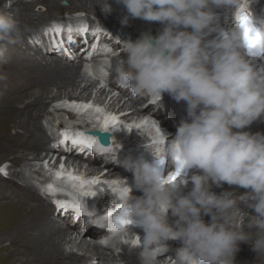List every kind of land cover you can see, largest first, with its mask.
Returning <instances> with one entry per match:
<instances>
[{
  "label": "clouds",
  "instance_id": "clouds-1",
  "mask_svg": "<svg viewBox=\"0 0 264 264\" xmlns=\"http://www.w3.org/2000/svg\"><path fill=\"white\" fill-rule=\"evenodd\" d=\"M256 2L116 0L126 10L123 24L138 18L163 27L155 36L143 32L135 40H120L122 58L111 66L105 60L91 65L92 78L113 72L133 94L161 100L167 93L184 101L187 112L174 138L163 133L167 142L162 148L147 146L155 165L131 157L118 161L133 173L134 187L142 195L132 196L123 179L118 211L105 226L123 231L116 217L126 214L142 229V237L135 233L139 264H236L241 243L250 245L264 264V134L243 131L264 117V64L256 67L246 56L264 54V48L250 50L240 26L241 15L247 14L264 33V10L257 14L252 8ZM106 7L112 11L108 3ZM217 9L230 18L226 27L219 26ZM25 30L0 8V64L8 62V45ZM101 55L110 56L111 49H102ZM178 168L195 171L169 182V174ZM212 184L245 191L217 194ZM78 211L96 213L82 199ZM169 241L181 246L162 261Z\"/></svg>",
  "mask_w": 264,
  "mask_h": 264
},
{
  "label": "bare ground",
  "instance_id": "bare-ground-1",
  "mask_svg": "<svg viewBox=\"0 0 264 264\" xmlns=\"http://www.w3.org/2000/svg\"><path fill=\"white\" fill-rule=\"evenodd\" d=\"M4 1L6 0H0V8H6L8 13L26 29L16 43L8 45L7 55L11 57L8 58L9 60L5 65L7 69L11 70L12 76L15 77L19 71H26L29 79L18 75L15 79H13L14 77L4 78L0 75V160L10 156V161L1 162L0 167H4L8 175L10 174L8 181L17 182L16 184L23 188L22 193L12 194L5 182H2L0 189V264H117L118 261H121L122 264H139L137 250L129 246H123L124 252L120 253L114 260L113 258L110 259V254L114 253L113 247H116L113 234L103 232L92 225L93 222L106 221L95 213L92 222L89 217L78 211L82 199L86 201L90 210L96 212L91 207L89 199L82 197L77 204H73L70 200H65L64 197L59 196L51 201L46 197L47 189H49L47 184L40 183V187L38 184L35 186L28 185L25 183V176L20 171L13 170L17 165L28 163L31 160L39 162L52 154H58L56 152H65L68 155L67 159L79 166L84 163L88 165L90 170L96 169L94 161L87 160L85 154L73 149L71 140L65 138L61 133L60 135L57 134L58 132L56 134L52 133L53 131L50 133L47 129L48 126L42 122V116L51 102L47 98L53 88L57 90L59 95L65 93L68 98H79L85 96L84 94L89 92L91 88L97 89V83L87 78L86 74L82 72L84 57L78 56V51L86 44L81 43L82 47H80V45L67 42L70 36L77 39H81L83 36L88 37L92 29L86 30V26L79 24L68 26L56 22L51 24L52 19L63 22L69 21V19L57 20L58 18H55L56 16L51 11H62V2L67 1V6L71 11H83L86 18H89L91 22L108 23L112 25L114 30H117L122 29V27L120 23H117V26L113 24L115 11L106 12L107 3L113 4L116 3V0H112L113 3L110 0H104V3H99L97 0H34L27 6L23 5V0H16L9 8L4 7ZM257 1L261 3L262 0ZM36 5L45 6L46 11H36ZM118 5L123 8L122 5ZM220 10L217 9L216 11ZM105 16L106 18H104ZM46 19H49L50 22ZM40 20L44 23H41ZM131 20L144 25V27L139 28L141 32L138 36L143 32L151 31L150 26L147 27L146 25L149 24V21L138 18ZM47 23L50 25H46ZM158 23L156 22V25ZM82 29L84 32L77 35L76 31ZM156 31L158 30L153 25L152 33H156ZM128 38L135 40L133 36H127L126 39ZM28 39L35 41V46L29 45ZM111 47L114 50L117 49L118 45L112 44ZM65 54L68 57L65 58ZM122 55L112 56V59L114 58L111 61L112 65L116 63L118 58H122ZM23 56L27 60L21 58ZM103 57L92 58L91 65ZM107 57H111V55ZM110 74L108 82L111 90L98 89L99 99L108 98L111 105L117 106L119 109L131 110L132 114L150 111L154 117L162 120V125L168 126L170 122V127H173L171 120H168L170 117L178 119L182 113L186 112L184 101L177 102L168 97H163L161 98L163 101L158 103V109L162 110L159 115L157 106L150 107L146 97L133 95L130 90L120 88L115 74L113 72ZM70 88L72 90L81 88L82 92L78 94L75 92L66 93ZM114 91L115 93L112 94ZM90 95L88 93L87 97ZM66 103L67 101H64L60 105L64 106ZM83 105L78 103L76 106L68 105V108L74 109L83 120L85 118L92 119L98 115L93 109H89L91 107ZM140 105L143 107L140 108ZM84 110L87 111L84 112ZM117 117L115 115L114 118L118 121ZM63 123L66 124L67 122L64 121ZM108 127L113 128V130L116 129V126L114 128L111 124ZM146 129L151 139L162 140L159 132L156 133L149 127ZM63 130V134L70 136L68 130L66 131V126ZM125 134L123 132L118 133V135ZM8 140L11 142L8 143ZM106 148L109 149V147ZM16 179L23 183H19ZM94 180L104 181L103 179ZM88 186L92 187L91 185ZM42 188H45L44 192H42ZM224 191H234L239 195L245 190L236 187L228 188V184H222L214 189L215 193ZM240 207H244L242 202ZM209 219L210 217H207L206 222ZM77 223L86 227L92 226L87 229L83 236L74 237V233L78 232L79 235L80 231L75 229ZM80 226L77 229H80ZM168 243L170 253L174 255L175 249L181 245L178 247L176 241H169ZM70 245L71 247L75 245L81 253L75 252L73 249L67 250L66 247ZM94 259H99V261ZM236 264H261V261L257 260V253L251 249L250 245L241 243L240 251L236 255Z\"/></svg>",
  "mask_w": 264,
  "mask_h": 264
},
{
  "label": "rangeland",
  "instance_id": "rangeland-1",
  "mask_svg": "<svg viewBox=\"0 0 264 264\" xmlns=\"http://www.w3.org/2000/svg\"><path fill=\"white\" fill-rule=\"evenodd\" d=\"M16 0H6V1H4L3 2V5H4V7H10L12 4H13V2H15ZM24 1V4L23 5H25V6H27L28 4H30L31 2H33L34 0H23ZM49 1V0H48ZM97 1H99V3H104L103 1L104 0H97ZM112 3H113V1L112 0H110ZM263 1V3H264V0H262ZM110 6H111V8H112V10H114L115 11V18H114V22H113V24H117V23H120L121 24V27H122V30L124 31V33H125V35L126 36H133L134 38H138V35H139V31L137 30V27H138V29L140 28V27H144V25H142L141 23H137V22H134L133 20H129V23L127 24V25H125V24H123L121 21H122V18H123V16L126 14L125 12H122V11H118L117 9H116V7H115V5H114V3L113 4H109ZM35 8H36V11H42V12H44V11H46V7L45 6H42V5H36L35 6ZM62 11H60V12H57V11H55V10H52L51 12L53 13V15H55L56 17L55 18H58L57 20H59V19H69V21H71V20H73V21H81V19H84V20H88L87 18H86V14L83 12V11H75V12H73V11H71V9L70 8H68V6H67V1H63L62 2ZM85 14V15H84ZM104 18H106V16L104 17ZM71 19V20H70ZM41 21V20H40ZM46 21H49V19L47 20L46 19ZM52 22H51V24L52 23H54V22H56V20L55 19H52L51 20ZM89 22L91 21L90 19L88 20ZM50 22V21H49ZM41 23H44V21L42 22L41 21ZM149 23H150V21H149ZM75 24H79V25H82V26H84L83 24H80V23H74V25ZM152 24L155 26V29L156 30H162V28H161V24H160V27H159V23H158V25H156V22H152ZM46 25H49L48 23L46 24ZM131 26V27H130ZM146 26V25H145ZM149 27V26H148ZM28 44L29 45H33V46H35V41H33V40H30V39H28ZM46 53L48 52V51H45ZM82 51H80L79 53H78V56L80 55V56H82ZM9 57H11L10 55H7V58H9ZM21 58H24L25 60H27L26 58H25V56H23V57H21ZM102 59V58H101ZM110 59H111V57H110ZM114 59V58H113ZM113 59H112V61H113ZM118 59H120V58H118ZM9 60V59H8ZM111 61V60H110ZM94 63H96V62H93V64ZM0 75H1V77H4V78H10V77H14V76H12V74H11V70H9V69H7V66L5 65V63H3V64H0ZM7 72V73H6ZM16 72V71H15ZM20 72V73H19ZM19 72H17V75L18 76H24L25 77V79H26V77H27V79H29V76H28V73L26 72V71H19ZM13 73V72H12ZM19 73V74H18ZM4 74V75H3ZM7 74V75H6ZM109 74V76L111 75L110 74V72L108 73ZM17 75H15V77L13 78V79H15L16 77H17ZM8 76V77H7ZM86 76H87V78H89V79H91L92 81H94L95 83H97V86L99 87L100 85H101V83H100V81H99V79H94V78H92V77H90V76H88L87 74H86ZM106 88V87H105ZM107 90L109 89L108 87L106 88ZM68 92H71V93H79L78 91H76V90H72L71 88L66 92V93H68ZM91 94V93H90ZM57 95H59L58 93H57V90L55 89V88H53L52 89V91H51V93L48 95L49 97L47 98V99H49V101H53L54 99H57V98H59V97H66L65 96V93H62L61 95H59L58 97H57ZM155 100H159V98H155ZM161 102L163 101V99H161L160 100ZM51 103V102H50ZM50 105V104H49ZM53 106H48V108H47V110H46V112L43 114V116H42V122L46 125V124H48L47 122H49V121H51L52 120V118H55V117H57V116H62V118H64L65 119V121L68 123V125H72L73 123V121H70V120H68L67 121V118H68V115L67 114H63V113H61V112H58L56 109L55 110H51V108H52ZM83 120V119H82ZM84 121V120H83ZM83 121H81V120H79L78 122H83ZM255 133H257V132H259V133H262V134H264V117H261V118H259V121H258V119L256 120V125H255ZM50 131V130H49ZM56 134V133H55ZM58 135H60V133L58 132L57 133ZM11 142V140H8V143H10ZM6 161H10V156H7V157H4V160H3V158L0 160V163L2 162H6ZM25 164V165H24ZM39 164H40V161L38 162V161H34V160H31L30 162H28V163H22L21 165H17V166H15V168H13V170H16L17 172H19L20 171V173H22L24 176H25V178H26V182L25 183H27L28 185H31V186H35V184H37V182H39V178H41L42 176H43V173H42V170H41V168H40V166H39ZM23 165V166H22ZM22 166V167H21ZM1 168V167H0ZM23 168V169H22ZM2 171H1V175H0V189H1V187H2V182L4 181L5 182V184L7 185V187L9 188V191L12 193V194H20V193H22L23 192V188L22 187H20L19 185H17L16 183H11V181H8V179H9V175H8V173H7V170L3 167V169H1ZM23 170V171H22ZM19 183H23L21 180H18V179H16ZM15 182V181H14ZM12 184V185H11ZM37 187V186H36ZM38 187H40V185H38ZM42 187V186H41ZM234 187H236V186H231V185H228V188H234ZM44 189L45 188H42V192H44ZM211 191H213L214 192V189L212 190L211 189ZM217 193V192H216ZM44 194V193H43ZM217 194H220V193H217ZM48 198V197H47ZM174 219V218H173ZM204 219H205V221L207 220V217H204ZM77 228H79V225H77L76 227H75V229H76V231L78 230H80V229H77ZM78 232H75L74 233V237L76 236V234H77ZM177 242V244H178V247L180 246V242L179 241H176ZM67 248V250H74L75 252H78V253H81L80 252V250L75 246V245H72V247H71V245L70 246H67L66 247ZM119 250H120V248L119 247H117V248H114L113 247V251H114V253L113 254H110V259L112 260V258H113V260L115 259V257H117L120 253H119ZM110 253V252H109ZM116 255V256H115ZM119 258V257H118ZM94 260H97V261H99V259H94ZM97 264V263H96ZM117 264H122V262L121 261H118V263Z\"/></svg>",
  "mask_w": 264,
  "mask_h": 264
},
{
  "label": "snow or ice",
  "instance_id": "snow-or-ice-1",
  "mask_svg": "<svg viewBox=\"0 0 264 264\" xmlns=\"http://www.w3.org/2000/svg\"><path fill=\"white\" fill-rule=\"evenodd\" d=\"M240 26L243 30L244 34V40L245 44L247 47L252 50V49H258V48H264V33H260L256 28H254L249 20V17L247 14H242L240 17ZM113 119H115L113 117ZM177 161H179V157L176 158ZM163 163V161H161ZM183 167V164H180V168ZM180 168H178L174 173H172L169 177L168 180L169 182H175V180L178 178L180 175ZM59 176L60 174L57 173ZM72 180H76V177H70ZM111 215V213H110ZM132 224V221L129 220L126 217V214H121L116 217V226L117 227H126L128 225Z\"/></svg>",
  "mask_w": 264,
  "mask_h": 264
},
{
  "label": "water",
  "instance_id": "water-1",
  "mask_svg": "<svg viewBox=\"0 0 264 264\" xmlns=\"http://www.w3.org/2000/svg\"><path fill=\"white\" fill-rule=\"evenodd\" d=\"M102 142L106 145L109 144V134H103L102 135Z\"/></svg>",
  "mask_w": 264,
  "mask_h": 264
}]
</instances>
